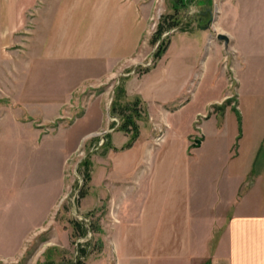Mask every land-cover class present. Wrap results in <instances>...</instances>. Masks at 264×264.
Here are the masks:
<instances>
[{
	"label": "crops",
	"instance_id": "0c3cea01",
	"mask_svg": "<svg viewBox=\"0 0 264 264\" xmlns=\"http://www.w3.org/2000/svg\"><path fill=\"white\" fill-rule=\"evenodd\" d=\"M44 1L36 7L37 30L49 34L44 56L83 62L69 96L76 84H105L118 73L127 78L115 91L123 82L121 92L138 101L132 142L121 114L119 126H94L109 132L102 153L89 157L90 185L78 200L91 222L96 216L103 245L88 264H264V0H193L200 18L169 31L164 53L142 73L136 67L174 0ZM32 2L0 0V34L18 26ZM208 82L215 101L193 108Z\"/></svg>",
	"mask_w": 264,
	"mask_h": 264
},
{
	"label": "rangeland",
	"instance_id": "374dc122",
	"mask_svg": "<svg viewBox=\"0 0 264 264\" xmlns=\"http://www.w3.org/2000/svg\"><path fill=\"white\" fill-rule=\"evenodd\" d=\"M44 2L27 3L20 24L0 34V264H88L96 259L103 247L96 234L100 229L96 216L88 238L79 219L80 188L90 185L81 162L103 151L109 129L94 126H106L107 119L121 124L116 115L120 107L115 112L112 102L119 100L122 106L134 102L115 91L118 79L127 78L118 73L105 84H76L69 96V85L83 75V62L44 56L49 34L38 32L36 19V7ZM201 10L196 8L189 16L200 18ZM41 15L45 19L47 10ZM186 15L188 10L182 9V18ZM156 47L150 44L148 59L136 67L137 72L152 62ZM125 70L131 73L132 67ZM213 86L210 82L203 86L193 108L215 101ZM236 115L235 111L227 115L228 131L235 130ZM260 120L264 122L263 109ZM154 133L160 139L161 132ZM93 172L98 185L104 173L98 161Z\"/></svg>",
	"mask_w": 264,
	"mask_h": 264
},
{
	"label": "trees",
	"instance_id": "16d2710c",
	"mask_svg": "<svg viewBox=\"0 0 264 264\" xmlns=\"http://www.w3.org/2000/svg\"><path fill=\"white\" fill-rule=\"evenodd\" d=\"M191 0H174V12L170 14H164L160 18L161 20L159 21L157 25V29L155 33L152 36L151 43L157 44L156 51L153 55L152 62L146 66L145 68H140L141 70L139 72H145L148 71L156 62L157 59H159L162 54L164 53L165 49L167 48L168 45V40L163 37L164 31H166V26L171 25L173 27H179V28H184L188 26V17L182 18V15L180 12L182 9L188 10L189 6L191 5ZM168 22V24H166ZM123 91V89L120 87L119 92ZM122 93V92H121ZM228 103V101H227ZM226 102L221 105V106H214L215 110H223L225 105L227 104ZM121 114L122 117L124 118V121L121 125V128L125 131H132L133 135L131 137V142L136 139L138 135V125L136 122V117L139 116V110H138V101H134L132 105H125V106H119L118 103H115L114 101L112 102V108L115 110V112L118 110ZM81 165L88 170L90 161L89 158H85L82 160ZM87 180L90 179V173L87 174ZM87 194V189L84 188L83 186L80 188V197H84Z\"/></svg>",
	"mask_w": 264,
	"mask_h": 264
},
{
	"label": "built area",
	"instance_id": "2783aa9c",
	"mask_svg": "<svg viewBox=\"0 0 264 264\" xmlns=\"http://www.w3.org/2000/svg\"><path fill=\"white\" fill-rule=\"evenodd\" d=\"M195 2V1H193ZM195 11V5H190L189 8H188V16L190 14H192L193 12ZM179 27H173L171 30H166L164 33H163V37L166 36L167 34H169V31H175V30H178ZM150 64V63H149ZM80 221L83 223L85 229H86V237H90L92 234H93V231H92V222L90 220V218L84 214H81L80 217H79ZM80 239H83L82 237ZM80 241V240H79ZM81 242V241H80Z\"/></svg>",
	"mask_w": 264,
	"mask_h": 264
},
{
	"label": "water",
	"instance_id": "95a60500",
	"mask_svg": "<svg viewBox=\"0 0 264 264\" xmlns=\"http://www.w3.org/2000/svg\"><path fill=\"white\" fill-rule=\"evenodd\" d=\"M217 37H218L219 40L224 41L225 42V45L228 46V44H229V38H228L227 35L220 33V34H218ZM197 143L199 144L200 143V140H197Z\"/></svg>",
	"mask_w": 264,
	"mask_h": 264
}]
</instances>
